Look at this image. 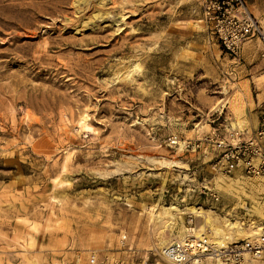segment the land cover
Masks as SVG:
<instances>
[{
  "label": "rangeland",
  "instance_id": "obj_1",
  "mask_svg": "<svg viewBox=\"0 0 264 264\" xmlns=\"http://www.w3.org/2000/svg\"><path fill=\"white\" fill-rule=\"evenodd\" d=\"M203 10L0 0V264H173L163 249L200 233L264 235V178L194 145L251 135L254 107Z\"/></svg>",
  "mask_w": 264,
  "mask_h": 264
},
{
  "label": "built area",
  "instance_id": "obj_2",
  "mask_svg": "<svg viewBox=\"0 0 264 264\" xmlns=\"http://www.w3.org/2000/svg\"><path fill=\"white\" fill-rule=\"evenodd\" d=\"M203 16L207 30L227 55L237 60L243 46L257 40L264 57V23L252 14L245 0H204ZM247 135L245 130L232 129L227 137L215 129L194 145L200 148L207 143L217 147L222 155L218 164L224 174L241 169L248 175L264 178V114L259 128ZM193 221L190 217V223ZM163 255L173 264H192L206 258L221 264H248L264 256V235L226 247H219L202 235L172 243L163 249Z\"/></svg>",
  "mask_w": 264,
  "mask_h": 264
},
{
  "label": "crops",
  "instance_id": "obj_3",
  "mask_svg": "<svg viewBox=\"0 0 264 264\" xmlns=\"http://www.w3.org/2000/svg\"><path fill=\"white\" fill-rule=\"evenodd\" d=\"M252 14L264 23V0H245ZM236 61L235 71L247 83V96L252 98L254 107L248 104L249 129L254 133L264 114V57L259 41L247 42ZM248 100V99H247ZM248 129V128H247Z\"/></svg>",
  "mask_w": 264,
  "mask_h": 264
},
{
  "label": "bare ground",
  "instance_id": "obj_4",
  "mask_svg": "<svg viewBox=\"0 0 264 264\" xmlns=\"http://www.w3.org/2000/svg\"><path fill=\"white\" fill-rule=\"evenodd\" d=\"M78 129L79 130H87L88 128H89V124H88V116L87 115H83L82 117H80V120L78 121ZM200 232H202V231H199V233ZM201 235H203V234H199V235H197V237H195V238H199V237H201ZM192 238H194V237H192ZM221 243V242H220ZM216 245H218L219 247H222V246H224V245H219L217 242L215 243ZM164 258V257H163ZM206 260H209V259H206ZM199 261L197 260V261H195L194 263L196 264V263H198ZM218 264H221L220 262H218Z\"/></svg>",
  "mask_w": 264,
  "mask_h": 264
}]
</instances>
